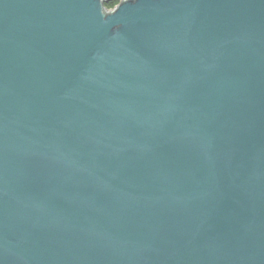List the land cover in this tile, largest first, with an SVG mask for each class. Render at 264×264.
Returning <instances> with one entry per match:
<instances>
[{
  "label": "water",
  "instance_id": "1",
  "mask_svg": "<svg viewBox=\"0 0 264 264\" xmlns=\"http://www.w3.org/2000/svg\"><path fill=\"white\" fill-rule=\"evenodd\" d=\"M0 0V264H264V0Z\"/></svg>",
  "mask_w": 264,
  "mask_h": 264
},
{
  "label": "trees",
  "instance_id": "2",
  "mask_svg": "<svg viewBox=\"0 0 264 264\" xmlns=\"http://www.w3.org/2000/svg\"><path fill=\"white\" fill-rule=\"evenodd\" d=\"M119 2V0H112L110 2H107L106 5L108 7H113L114 5H116Z\"/></svg>",
  "mask_w": 264,
  "mask_h": 264
}]
</instances>
